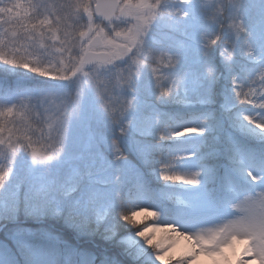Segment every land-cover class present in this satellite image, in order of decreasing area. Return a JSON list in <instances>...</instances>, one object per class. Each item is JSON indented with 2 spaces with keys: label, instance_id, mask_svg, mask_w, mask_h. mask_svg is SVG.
Listing matches in <instances>:
<instances>
[{
  "label": "rangeland",
  "instance_id": "rangeland-1",
  "mask_svg": "<svg viewBox=\"0 0 264 264\" xmlns=\"http://www.w3.org/2000/svg\"><path fill=\"white\" fill-rule=\"evenodd\" d=\"M5 2L9 0H0L4 7L7 6V14L0 11V18L16 16L20 0H11V6ZM21 2L22 16L25 11L28 14L21 23L38 24L40 20L47 19L51 24L26 32L15 20L9 23L0 21V40L4 42L0 47L4 48L10 60L28 64V67H22L19 63L0 61V78L12 77L16 81L9 89L0 87V112L3 113L0 123L6 129L3 136L7 141V129L12 130L13 142L27 135L31 138V148L27 147L29 141L25 140L26 148L31 152L35 149L40 156L51 155L60 147L55 139L58 121L70 112L73 116L68 121L64 151L58 160L33 165L19 145H16L15 152L7 143L0 146V164L12 169L11 177L0 188V210L5 214L11 208L7 207L8 203L14 204L17 200L27 203L39 196L44 197V204L37 210V201H33L31 210L48 212L64 220L68 218L64 213L75 214L78 216L76 221L92 216L103 224L114 212L112 208L120 202L127 207L149 204L161 213L166 198L176 204L191 203V191L201 188L198 202L190 212H199V217L187 215L175 220V217L161 215V219L191 232L216 231L235 215L203 217L213 209L208 192L214 189V179L225 166L222 156L228 168L243 183L247 182L244 185L228 170H223L224 190L230 191L235 186L247 188L235 205L241 213L242 207L238 205H243L245 196L264 191V132L255 127L256 123H264V108L248 104L243 96L239 98L236 95L242 90L251 98H258V103L264 100V83L261 82L264 81V72H261L264 70V0H237L234 5L231 4L233 0H188L187 3L162 0L165 3L161 9L164 15H157L130 52L113 59L110 64L84 65L82 72L68 80L54 79L55 73L41 76L31 68L59 67L61 59L66 63L79 60L83 55L79 43L88 38L80 37V33H86L90 26L84 16L92 9L95 0ZM29 3L36 7L29 8ZM177 9L179 12L175 11ZM228 15H239L249 35L236 37V29ZM137 22L133 17L116 15L106 24L94 20L91 26L94 34L102 30L104 36L112 38L116 32H127ZM50 28L58 36L69 33L76 40L77 46L71 55L57 51L59 44L52 39ZM211 34H218L220 40L216 46L207 48L205 39ZM246 42L253 46L255 59L245 55ZM226 47L229 48L227 59L222 55ZM162 48H165L164 63L158 64L161 59L158 51ZM98 49L107 51L103 47L93 50ZM175 58L178 63L167 68L175 63ZM68 74L71 75L70 72ZM23 81L33 83H20ZM165 87H170L172 93L160 97L159 90L167 91ZM176 88L178 90L174 91ZM102 100L103 107L111 116L103 110ZM126 100H132V107L121 117L126 110ZM175 105L183 108V113L196 114L180 119L178 114L182 109L178 113ZM170 106L176 110L175 113L168 111ZM188 128L199 131L190 132ZM157 131L162 143L157 145L158 161L164 157L175 158L172 170L175 169L176 174L189 176L191 171L199 173L197 185L175 181L177 186L190 188L182 193L172 190L175 193L173 200L168 195L172 191L169 192L165 182L156 188L151 184L162 181L160 173L164 167L146 169L157 160L156 156V160L149 157V147H156L150 144L152 139L149 140V136H155ZM181 132L182 135H177ZM238 133L244 138H240ZM197 139L200 142L191 154L187 146ZM235 142L238 147L232 149ZM182 155H186L185 158ZM188 155L190 159H187ZM197 159L204 162L200 164ZM191 161L196 166H189ZM180 163L183 166L175 167ZM249 171L260 178L256 181L257 192L254 195L251 194L254 182L248 175ZM165 207L168 209L169 204L166 203ZM150 216L151 213H146L135 219L139 222ZM200 218L199 223L192 224L193 220ZM41 228H13L14 247L6 241L0 242V264H60L63 259L65 264H121L110 254H102V262L98 258L95 261L92 255L60 243V236L52 230ZM161 234L157 231L153 242ZM172 234L177 240L163 255L173 264L182 257L188 258L187 264H200L201 261L223 264L225 259L236 264L248 246L239 241L222 245L224 255L219 256L199 249L191 233L178 230ZM31 235H39L47 242L50 240L53 251L27 245L25 236ZM120 242L134 254V262L141 253L150 251L135 237V231L126 234ZM149 257L156 262L153 252ZM245 264H251V261L246 259Z\"/></svg>",
  "mask_w": 264,
  "mask_h": 264
},
{
  "label": "snow or ice",
  "instance_id": "snow-or-ice-1",
  "mask_svg": "<svg viewBox=\"0 0 264 264\" xmlns=\"http://www.w3.org/2000/svg\"><path fill=\"white\" fill-rule=\"evenodd\" d=\"M122 0H110V3L104 5L106 8V15H112L117 10L120 15H127L133 17L138 22L127 32H116L115 37L108 38L103 35L102 30L97 31L95 35H90L89 33L81 32L80 37L87 36L86 41H81L79 43V48L83 52V55L79 56V60L75 63H66L63 59L60 61L59 67H45V68H37L32 67L31 70L34 72H38L41 76H48L52 73H55L54 79L60 80H68L77 75L78 72H82L84 64H95V63H111L113 59H119L121 56L126 55L128 52L132 50L133 47L136 46L139 37L146 32L148 29V25L152 23V21L157 17V15H164V12L161 11V4H163L162 0H123V6H121ZM8 3V6H11V0ZM237 0H233L232 5L236 4ZM4 7V3H0V8ZM29 8H35V5L31 3L28 4ZM97 8H101V5L98 3ZM21 9H23V4L20 0L19 12L16 16H9L6 18H0V21L3 23H9L15 20L17 23H21L22 20L27 18V12L25 11L21 13ZM87 11V8H85ZM179 12V10H175ZM182 15H187L186 13ZM231 19L233 15H228ZM89 20H91V13H89ZM51 21L44 19L40 20L38 24H23L21 26L24 27L25 31H35L38 28L50 25ZM50 31H53L52 39L59 44L57 51L61 53H69L70 55L73 53L74 48L77 46L76 40L71 38V34L64 33V35L58 36L55 34V31L51 28ZM91 32V29L89 30ZM121 37L118 41L116 38ZM210 44L215 43V41H210ZM103 47L107 49L104 53L96 54L92 50L94 48ZM79 55V54H77ZM10 64H18L20 61L10 60ZM24 67H28V64L25 63ZM71 73L69 75L68 73ZM85 75H88L85 72ZM251 90V88H250ZM79 95V93L77 94ZM236 95L240 98L244 97V102L248 104H252L259 108H264V100L257 102V99L251 98L248 94L244 93L242 90L237 91ZM254 96L255 93H252ZM264 96V95H262ZM260 97V96H259ZM243 103V102H242ZM3 115V114H0ZM245 119H249L245 117ZM258 125L264 126V123H256ZM5 126L0 123V144H6L12 150V152L16 151V145L20 147H24L23 141H29L27 147L31 148V138L27 135L16 138L15 142L12 139V130L7 129L9 133V138L6 141L3 132L5 131ZM190 132H198V129L188 128ZM182 135V134H181ZM115 143V142H114ZM33 159H49L48 155H38L36 150H32ZM161 177L166 182H175L180 181L188 185H197L199 181L196 179L195 174L191 177L176 174L175 172H169L167 169H163L160 173ZM249 177H251L252 182L259 180V177L253 176L251 171L248 172ZM258 201V203H257ZM238 207H242V213L240 212L239 218L235 219L231 222V224L238 228L241 231H244L250 235L254 243L252 244V249L257 257H264V191L260 193H256L254 196L249 195L243 198V205ZM225 229H219L216 231L209 232L210 236L219 237L221 233H223Z\"/></svg>",
  "mask_w": 264,
  "mask_h": 264
},
{
  "label": "clouds",
  "instance_id": "clouds-1",
  "mask_svg": "<svg viewBox=\"0 0 264 264\" xmlns=\"http://www.w3.org/2000/svg\"><path fill=\"white\" fill-rule=\"evenodd\" d=\"M188 0H181V3H187ZM165 3L161 4V9L164 8ZM0 11H4L5 14H7V6L0 9ZM184 13H181V15ZM233 21V27H235V36H248L249 32L248 29L245 27L243 20L239 15H233L232 16ZM231 31V30H230ZM207 39H205V47L212 48L217 45V41L220 40V36L218 34H211L209 36H206ZM210 41H215V43L210 44ZM3 40H0V45H3ZM228 49L224 48L222 51V55L227 59L228 58ZM245 55L255 59L253 52V46L250 43L246 42V50ZM0 61H3L4 63L10 64V59L8 58V54L5 52L3 47H0ZM155 61H153L154 63ZM178 63V60L175 58V63L172 65L167 66V68L174 67ZM25 62L20 61L19 65L24 67ZM166 68V69H167ZM32 71V70H31ZM34 72V71H32ZM261 72H264V70H261ZM264 83V81H261ZM167 91H160L159 90V96L160 97H167L171 93L170 87H165ZM126 110L123 112L121 117L132 107V100L129 102L128 100L125 101ZM102 107H103V100H102ZM103 110L109 115L107 110L103 107ZM0 114H3L0 112ZM73 112H70V114L58 121V135L55 137L57 142L60 144V147L54 151H52L51 155H48L50 158L43 160V159H33L32 152L24 147H20L19 149L22 151H25L27 155L29 156L31 162L33 165L36 164H48L54 160H58L64 151V141H65V133L67 129L68 121L72 118ZM111 116V115H109ZM255 127L260 129L262 132H264V126L255 124ZM186 130V129H185ZM181 133H177V135H181ZM52 139V137H50ZM0 146H5V144H0ZM170 172V171H169ZM12 169L10 167L6 168L2 164H0V188H3L6 181L11 177ZM196 176V179L199 181V173H193L192 175ZM191 175V176H192ZM161 180L165 181L161 175ZM183 185H188L183 182L179 183ZM234 205H237L235 203ZM242 211V208H241ZM235 215L233 217H238L240 214V211L234 210ZM146 213H151V217H146L145 219L137 222L135 217L144 215ZM232 217V218H233ZM119 218L120 220L128 225L134 228L135 231V237L138 238L140 241H142L143 245L152 250L156 264H173L171 259L165 260L164 253H166L170 248L173 247V244L176 242L177 237H174L172 233L176 231H182V233H191L192 236H194V242L196 245H199V249H202L204 252L208 253H217L219 256H223L224 253L221 251L222 245H231L234 241H239L241 244L248 245L246 248H244V254L242 255V258L236 261V264H245V260H250L251 264H264V257H257L252 249V244L254 241L250 237V235L244 231L239 230L238 228L234 227L231 222L234 221L232 218L227 221V223H223L219 229H225L223 233L219 237L210 236L209 232L207 231H197V232H191L184 230L179 226V228L175 227L176 224L166 222L161 219V213L154 207H152L149 204H136L131 205L128 207L123 208L119 212ZM2 227V225H0ZM218 229V230H219ZM157 231H160L162 234L159 236V238L153 242V237L156 236ZM203 232V234H201ZM191 238V237H190ZM250 254V255H249ZM195 257L193 256L192 259ZM188 258H180L175 261V264H187ZM200 264H205V262L201 261ZM223 264H231L230 261L225 259L223 261Z\"/></svg>",
  "mask_w": 264,
  "mask_h": 264
},
{
  "label": "trees",
  "instance_id": "trees-1",
  "mask_svg": "<svg viewBox=\"0 0 264 264\" xmlns=\"http://www.w3.org/2000/svg\"><path fill=\"white\" fill-rule=\"evenodd\" d=\"M37 199H32L27 203L21 200H17L14 204L8 203L7 207H11L7 212L8 214H5L4 210H0V225H2L0 227V242L12 240V233L9 231L12 227L40 228L50 225L53 228L56 226L57 232L64 240L84 247L86 251L93 250L96 254L99 252L114 254L123 264H129L134 260V254L129 253L128 249L120 242L126 234L136 231L120 220L119 212L123 209L121 206L104 224H99L90 218L85 220L82 218L81 222H77L75 220L78 216L72 213H64L68 216V222L67 219L63 220L62 217L53 216L48 212L31 210L33 201H37L35 204L37 210L44 204V197ZM40 220L43 221L37 223ZM3 224H5L4 227ZM151 252L152 250L141 255L134 264H156L149 257Z\"/></svg>",
  "mask_w": 264,
  "mask_h": 264
},
{
  "label": "water",
  "instance_id": "water-1",
  "mask_svg": "<svg viewBox=\"0 0 264 264\" xmlns=\"http://www.w3.org/2000/svg\"><path fill=\"white\" fill-rule=\"evenodd\" d=\"M98 3L101 5V8H99V9L97 8V4ZM108 3H110V0H96V3L94 5V7H93V11H94V14H95V16H96L97 19L102 20V21H108V20H110L114 16L115 13L112 14V15H106L105 14L107 10L104 7V5H106ZM89 13H91V12H88L86 14V20L88 22L91 21L92 20V17H93V15L91 13V20H89ZM88 33L91 34V32H89V31H88ZM114 37H115V35H114ZM116 39L120 40L121 37H117ZM94 53L100 54V53H104V52H94Z\"/></svg>",
  "mask_w": 264,
  "mask_h": 264
},
{
  "label": "bare ground",
  "instance_id": "bare-ground-1",
  "mask_svg": "<svg viewBox=\"0 0 264 264\" xmlns=\"http://www.w3.org/2000/svg\"><path fill=\"white\" fill-rule=\"evenodd\" d=\"M8 214V213H7ZM3 226H5V224H3Z\"/></svg>",
  "mask_w": 264,
  "mask_h": 264
}]
</instances>
